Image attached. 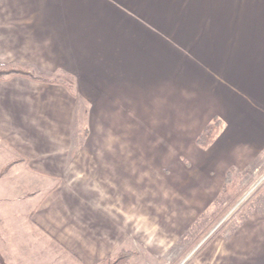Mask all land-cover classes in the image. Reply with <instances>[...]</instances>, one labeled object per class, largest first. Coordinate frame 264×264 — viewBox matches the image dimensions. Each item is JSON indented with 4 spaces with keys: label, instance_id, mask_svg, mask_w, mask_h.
I'll return each instance as SVG.
<instances>
[{
    "label": "crops",
    "instance_id": "1",
    "mask_svg": "<svg viewBox=\"0 0 264 264\" xmlns=\"http://www.w3.org/2000/svg\"><path fill=\"white\" fill-rule=\"evenodd\" d=\"M0 65L73 80L0 82L4 264H146L180 223L149 218L155 182L222 191L264 165V0H0ZM225 228L193 264H264V188Z\"/></svg>",
    "mask_w": 264,
    "mask_h": 264
},
{
    "label": "rangeland",
    "instance_id": "2",
    "mask_svg": "<svg viewBox=\"0 0 264 264\" xmlns=\"http://www.w3.org/2000/svg\"><path fill=\"white\" fill-rule=\"evenodd\" d=\"M69 81L73 84V80L69 79ZM145 132L146 130L142 132L139 126H133V136L146 137ZM137 147V144H132L133 151H136ZM166 162L168 161L165 160L164 163ZM185 162L187 161L184 159L179 161L181 165ZM161 165L157 166L155 160H148L146 165L148 176L152 179L156 174L162 176L159 169ZM263 174L264 165L254 171L252 175L250 173L248 175L234 174L235 179L231 175V181L224 183L225 188L223 186L222 191L212 188L211 191L193 190L178 193L169 190L168 185H160V183L155 182L156 185L154 186L158 187L155 189H160V191H157V200L152 198L151 195L153 194H149V218L155 217L157 213L158 219L163 217V220L170 219L171 222V219L179 218L180 223L177 233L171 232V226L175 227L176 223H164L162 225L163 246L158 249L157 258H145L147 259L146 264L203 263L205 249L218 248L220 233L225 232L226 225L264 188ZM169 176L170 172L165 170L164 179L171 178ZM213 178L214 176L209 179L213 180ZM259 179L263 180L259 183ZM179 181L181 188L183 178L180 177ZM255 183L258 184L253 188ZM155 200L158 201L157 204H154ZM151 205L157 207L154 208ZM149 222L151 223L150 219ZM160 227L161 225H158V229ZM130 253L128 261L134 255V252Z\"/></svg>",
    "mask_w": 264,
    "mask_h": 264
},
{
    "label": "trees",
    "instance_id": "3",
    "mask_svg": "<svg viewBox=\"0 0 264 264\" xmlns=\"http://www.w3.org/2000/svg\"><path fill=\"white\" fill-rule=\"evenodd\" d=\"M12 77H23L36 82L55 83L65 87L69 92L71 91L72 82L66 77H36L30 70L15 66V65H0V82L6 81ZM222 128V123L219 119L213 120L206 125L202 131L198 134L195 143L201 148H206L212 144ZM16 161L10 162L5 166L3 172L7 171ZM231 181V174L228 172L225 176V183ZM225 188V186H224ZM223 188V189H224ZM131 253L129 251H120L115 255L105 258L99 264H129V257ZM0 264H4L0 257Z\"/></svg>",
    "mask_w": 264,
    "mask_h": 264
},
{
    "label": "built area",
    "instance_id": "4",
    "mask_svg": "<svg viewBox=\"0 0 264 264\" xmlns=\"http://www.w3.org/2000/svg\"><path fill=\"white\" fill-rule=\"evenodd\" d=\"M263 175H264V174H263ZM263 175H262V176H263ZM263 179H264V176H263ZM263 179H262V180H263ZM262 180H261V179H259V180H258V181H259V183H260V181H262ZM256 184H258V183H255V184L253 185V188H254L255 186H257Z\"/></svg>",
    "mask_w": 264,
    "mask_h": 264
}]
</instances>
